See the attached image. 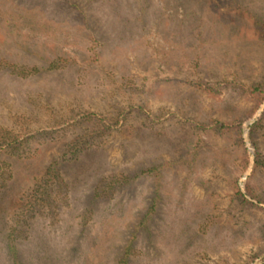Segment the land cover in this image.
Returning a JSON list of instances; mask_svg holds the SVG:
<instances>
[{
    "label": "rangeland",
    "instance_id": "1",
    "mask_svg": "<svg viewBox=\"0 0 264 264\" xmlns=\"http://www.w3.org/2000/svg\"><path fill=\"white\" fill-rule=\"evenodd\" d=\"M0 131V264H264V0H0Z\"/></svg>",
    "mask_w": 264,
    "mask_h": 264
},
{
    "label": "trees",
    "instance_id": "2",
    "mask_svg": "<svg viewBox=\"0 0 264 264\" xmlns=\"http://www.w3.org/2000/svg\"><path fill=\"white\" fill-rule=\"evenodd\" d=\"M11 67L13 68L12 73H18L19 75H23L24 74L23 72H25L24 69H22L21 67L19 68L16 66H9V68ZM35 70L37 69L35 68ZM21 144L22 142L16 139L13 133L11 134V132L0 131V183H1L0 188L2 191L10 187L9 182L12 179V176H10L9 174L7 175V173H5V171L10 168L12 162L11 160H2L4 154H6L9 151L11 152V150L16 151V149L20 148ZM19 161L22 162L25 160H19ZM60 164L61 163L57 161L53 163L51 166H49L45 175L42 178L39 176H33L32 181H34L33 182L34 184L32 186L33 187L32 189L29 188L30 192H26L24 196H22V198L20 199L16 198L20 202L22 201V208H21L22 213L19 216L20 220H17L15 226L13 227L11 226V231L7 235V238L9 240L7 242V245L9 244L10 247V252H9L10 261L12 260L13 264H24L22 261L21 249L16 241L18 238H21L24 233L22 227L28 221V218L25 219V217H30L29 214L34 213L37 208L35 197H37L40 194H45L48 191V189L52 185V182L54 181L52 179H59L58 166L60 167ZM29 181H31V179H29Z\"/></svg>",
    "mask_w": 264,
    "mask_h": 264
}]
</instances>
